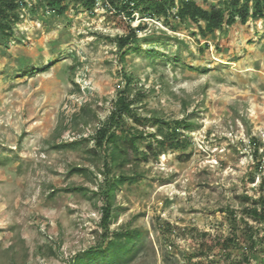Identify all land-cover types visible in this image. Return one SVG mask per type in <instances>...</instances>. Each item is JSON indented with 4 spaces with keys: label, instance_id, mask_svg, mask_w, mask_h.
<instances>
[{
    "label": "rangeland",
    "instance_id": "374dc122",
    "mask_svg": "<svg viewBox=\"0 0 264 264\" xmlns=\"http://www.w3.org/2000/svg\"><path fill=\"white\" fill-rule=\"evenodd\" d=\"M144 1L133 17L101 0L39 3L0 36V264H72L119 234L133 257L121 264H264L240 204L264 196V19L203 37L194 22L144 14ZM131 28L138 38L120 49ZM124 89L138 117L126 126L145 136L134 162L105 174L91 137ZM180 119L181 145L159 147ZM123 171L133 179L117 187L105 237L101 189Z\"/></svg>",
    "mask_w": 264,
    "mask_h": 264
},
{
    "label": "trees",
    "instance_id": "16d2710c",
    "mask_svg": "<svg viewBox=\"0 0 264 264\" xmlns=\"http://www.w3.org/2000/svg\"><path fill=\"white\" fill-rule=\"evenodd\" d=\"M23 0H0V36L8 38L14 33L13 24L20 19L19 7L20 2ZM65 0H46V5L53 9L60 8L63 10ZM118 1L121 6L118 5ZM144 1V0H143ZM148 0H145L146 2ZM112 6L117 8V12H125L129 17H133L136 9L140 8L142 0H109ZM86 8L92 9L97 0H80ZM252 3V5H250ZM45 4V3H44ZM150 7L142 9V12L146 14V10H150L152 15L159 16H171L179 18L181 20L190 21L198 24L200 33L203 37H208L216 30L223 26H232L239 18L242 22H246L251 15L256 19H264V0H225L219 6H213L211 9L198 4L195 0H182L177 5L175 0H149ZM174 8L177 10L172 11ZM149 11V12H150ZM204 22V24L202 23ZM137 29L131 28V31L126 35H120L117 37L118 45L120 49L126 48L131 42L138 37ZM129 91V90H128ZM128 91L124 89L119 93L118 99L115 103L111 115L108 120L103 123L95 133L92 135L94 140V147L90 149V152L95 153L100 149L104 151V171L105 174H110L113 166L123 167L125 164L134 162L130 157L131 150H139L138 140L145 136V133L138 129V127L126 126V118L133 117L138 118L133 109V101L128 97ZM156 119H159L155 117ZM137 120V119H136ZM186 122L185 119L176 120V128L171 129V124L166 123L169 127L165 136L157 139V145L161 148H178L183 142L179 133V127L183 126ZM130 131L127 132V131ZM121 131V133H119ZM122 134L126 135V139H122ZM89 139H83L88 142ZM80 141H74L78 144ZM148 149H153V143L150 142L147 145ZM77 173L88 174L89 169L85 167H76L74 169ZM128 179H133L126 171L115 175L114 180H108L105 187L101 189V195L104 200L102 207L101 226L106 230L104 236L109 234V225L113 217V201L115 199V193L119 185H123ZM248 203V201H247ZM246 201H241L242 206V220L245 221V229L248 232V240L250 243L251 252H253L259 242H264V233L259 239V228L256 231L253 229V225L249 224V219L255 221L259 225H263L264 232V196H260L256 200H252L251 204H247ZM233 220L235 222V228L232 234L225 239L226 245H235L239 238L237 231V211L230 208ZM248 218V221H247ZM122 234L117 235L113 242L109 243L105 248H90L83 255H80L75 263L72 264H121L128 262L133 257H123L119 253V249L123 246L121 241ZM128 239L132 237L128 235ZM246 257V256H245ZM249 260V258L247 257Z\"/></svg>",
    "mask_w": 264,
    "mask_h": 264
},
{
    "label": "built area",
    "instance_id": "2783aa9c",
    "mask_svg": "<svg viewBox=\"0 0 264 264\" xmlns=\"http://www.w3.org/2000/svg\"><path fill=\"white\" fill-rule=\"evenodd\" d=\"M99 1L100 0H97L96 4H98ZM101 1H103L104 4H106V6H109L110 8H112L109 0H101ZM39 3H46V0H23L22 2H20V7H19L20 18L21 16H23V13L26 11L28 7H32L35 4H39Z\"/></svg>",
    "mask_w": 264,
    "mask_h": 264
}]
</instances>
